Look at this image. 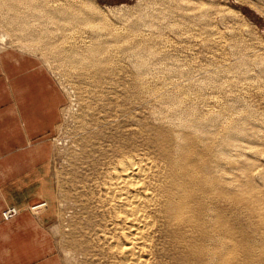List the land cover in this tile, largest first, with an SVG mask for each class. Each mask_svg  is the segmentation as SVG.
I'll return each mask as SVG.
<instances>
[{"label":"rangeland","instance_id":"1","mask_svg":"<svg viewBox=\"0 0 264 264\" xmlns=\"http://www.w3.org/2000/svg\"><path fill=\"white\" fill-rule=\"evenodd\" d=\"M44 2L70 7L75 21L46 14L26 24L32 11L22 0H0V46L37 56L67 96L51 137L47 196L34 203H47L40 214L48 213L65 264H114L97 185L123 156L159 158L172 141L159 131L185 117L204 125L183 132L209 137L203 152L231 154L234 244L246 239L264 264V0ZM18 4L20 18L11 19ZM166 239L156 262L177 264Z\"/></svg>","mask_w":264,"mask_h":264},{"label":"bare ground","instance_id":"2","mask_svg":"<svg viewBox=\"0 0 264 264\" xmlns=\"http://www.w3.org/2000/svg\"><path fill=\"white\" fill-rule=\"evenodd\" d=\"M44 1L22 0L32 11L25 13L26 24L46 14L54 21H75L70 7L50 10ZM19 9L20 4L12 6L11 19L20 18ZM28 32L37 37L42 34L37 29ZM96 50L100 53L101 45ZM71 54L79 61L75 52ZM178 119L176 129L159 131L161 141L172 140L168 148L163 145L159 158L123 156L107 167L97 185L103 209L101 232L111 259L114 264H161L156 261L160 241L166 237L177 264L255 263L257 258L244 238L236 245L239 261L231 258L236 251L231 230V200L236 192L230 176L231 154L228 150L203 152L202 148L213 146L209 137L197 133L185 137L183 132L185 128L198 131L204 125L186 117ZM228 136L229 144L234 135Z\"/></svg>","mask_w":264,"mask_h":264},{"label":"crops","instance_id":"3","mask_svg":"<svg viewBox=\"0 0 264 264\" xmlns=\"http://www.w3.org/2000/svg\"><path fill=\"white\" fill-rule=\"evenodd\" d=\"M66 101L37 56L0 46V264H65L48 213L30 206L47 196L51 137ZM8 207L19 212L6 220Z\"/></svg>","mask_w":264,"mask_h":264},{"label":"built area","instance_id":"4","mask_svg":"<svg viewBox=\"0 0 264 264\" xmlns=\"http://www.w3.org/2000/svg\"><path fill=\"white\" fill-rule=\"evenodd\" d=\"M46 205H47L46 202H40V203L31 205L30 208L33 212L40 214L43 208L46 207ZM18 212L19 210L16 207H8L3 211V218L6 220L13 218L15 215H17Z\"/></svg>","mask_w":264,"mask_h":264}]
</instances>
